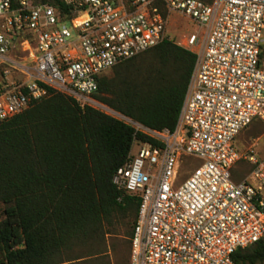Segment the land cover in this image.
Returning a JSON list of instances; mask_svg holds the SVG:
<instances>
[{"label": "built area", "instance_id": "built-area-1", "mask_svg": "<svg viewBox=\"0 0 264 264\" xmlns=\"http://www.w3.org/2000/svg\"><path fill=\"white\" fill-rule=\"evenodd\" d=\"M61 2L68 12L38 0H0V66L7 67L0 75V123L50 87L81 108L131 124L151 141L135 139L113 177L118 189L140 198L128 264H237V250L264 239V160L252 148L235 147L254 121L264 126V0ZM172 14L203 33L178 44L195 63L174 129L154 130L94 95L105 72L171 40ZM11 70L25 80L13 81ZM240 161L251 169L235 181Z\"/></svg>", "mask_w": 264, "mask_h": 264}, {"label": "trees", "instance_id": "trees-1", "mask_svg": "<svg viewBox=\"0 0 264 264\" xmlns=\"http://www.w3.org/2000/svg\"><path fill=\"white\" fill-rule=\"evenodd\" d=\"M38 1L68 12L61 0ZM263 61L264 47L262 69ZM194 63L192 52L164 40L113 67L111 78L101 75L94 98L144 127L172 131ZM46 89L44 98L0 123V264H110L107 237L131 218L130 238L140 202L113 177L135 139L151 140L114 116ZM233 259L264 263V239Z\"/></svg>", "mask_w": 264, "mask_h": 264}, {"label": "rangeland", "instance_id": "rangeland-1", "mask_svg": "<svg viewBox=\"0 0 264 264\" xmlns=\"http://www.w3.org/2000/svg\"><path fill=\"white\" fill-rule=\"evenodd\" d=\"M166 32L168 37H170L174 43L183 45L185 40L184 38L189 34H195L202 37L203 29L200 28L197 23L189 19L172 14L167 24ZM12 58L16 61H20L21 54L14 53ZM4 68L7 67L0 66V75H4ZM9 75L13 81H16L17 79L25 80V76L19 71L11 70L9 71L8 76ZM104 75L105 77L111 78L113 76L112 70H108ZM235 147H237L241 153L252 148L256 157L259 160H264V127L261 124H253L243 130L236 138ZM133 152L136 154L137 148H135ZM185 164L187 165V163ZM184 167L185 166H181V170H184ZM249 172L250 166L243 161L239 162L234 169V180L240 181L244 179L248 176ZM131 222V218L121 220L117 226L115 234L107 237V248L105 249L107 251L106 254L110 264H128L129 232L131 230Z\"/></svg>", "mask_w": 264, "mask_h": 264}]
</instances>
